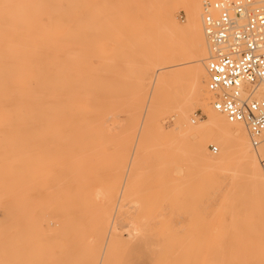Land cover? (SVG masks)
<instances>
[{"label":"rangeland","instance_id":"1","mask_svg":"<svg viewBox=\"0 0 264 264\" xmlns=\"http://www.w3.org/2000/svg\"><path fill=\"white\" fill-rule=\"evenodd\" d=\"M136 1L0 0V264H99L98 238L114 212L122 239L104 264H264V190L242 160L233 154L218 166L208 158L219 144L208 142L209 156H200L164 136L192 92L186 74L125 182L148 128L135 119L149 92L146 72L164 52L165 6L180 25L188 21L178 0ZM206 103L213 109L209 93ZM208 114L196 106L189 119L201 124Z\"/></svg>","mask_w":264,"mask_h":264},{"label":"bare ground","instance_id":"2","mask_svg":"<svg viewBox=\"0 0 264 264\" xmlns=\"http://www.w3.org/2000/svg\"><path fill=\"white\" fill-rule=\"evenodd\" d=\"M178 1L181 2L185 6V9H186L187 15H188V21L185 25H180L178 23V21L176 20L175 11L173 10L172 4L170 5V7L165 6V8L163 10V11H165V25L162 28L163 32H161L162 31L161 26L163 24L160 25L157 21V23L160 26L159 29H161L158 31L157 35L160 33L161 35L159 34L158 36L162 37V33H164V37H165L164 46L162 44H159L160 47L162 46L164 48V52L160 56L161 62L159 64H158V62H156L155 64L152 62L154 65H156V68L154 70L149 69L146 72V76L144 78L145 83L148 84L147 86L149 88V92L146 96L145 102H143L144 105H143L142 111H140L138 116H136L135 126L137 128V126L141 125V123L143 121L145 124L144 126L148 125V128H146L144 130L142 140L136 141L137 142L135 145L136 151L134 150L133 154H131L130 162H129V165L127 168V171H128L127 177H126L127 179L125 180V182L128 181V175L131 174V171L137 170V167L140 164V161L142 159V150L144 149L145 140L148 139L149 134L151 133V130H152V128H149V126L153 122H155L160 111H162L164 109L166 111L173 110V107L170 106L171 105L170 94H171V92H175L176 88L178 87L179 80L186 74L190 78V86L192 88V92L190 91L189 94L185 93L182 96L181 101L179 100L180 103H179V105L175 111L174 116H173V118L175 120V127L173 129H171V131L168 134H164L165 138H170V137L175 138L176 137V138L186 140L188 143H190V146L193 149V152L200 155V156H203V155L207 156L208 155V152H207V143L208 142L219 144L221 146V153L216 157L208 158V160H210L211 162H213L214 164H216L218 166H223V165H225L226 162L228 163V159L231 155H233V154L237 155L240 158V160H242V162H243V166H244L246 174H248L250 176V178L252 179V181H254V182H252V184L254 183L256 187L258 186L264 190V146H260L257 148L254 147V145L251 144L252 141H250L251 138H249L250 135H249V132H247L248 129L244 123H240V122L232 123V122H230L227 119V117L224 114H222L221 112L217 111L213 107L212 104L211 105H212L213 109L210 108L206 103V95H207V93H209L211 95V93L208 89V72H207V64H208V60L210 58V46H209V42H208V38H207V35L205 32V26H204V4L207 1L208 2H215L217 0H212V1H209V0H178ZM146 2L147 1H145V3ZM259 2H260V6L264 8V0H259ZM137 4H139L138 0L136 1V5ZM147 4L148 3H146L144 5H147ZM141 5L143 6L141 11L145 8L146 10H144V11H146V13H147V9L149 11V7L144 6L143 2ZM150 13H151V11H149L147 13V15H150ZM64 15H66V14H63V16ZM60 16H62V14H60ZM56 17H57V15H56ZM56 17H54V18L56 19ZM65 17H67V16H65ZM64 18L62 17V20H64ZM149 18H150L149 20H151V15ZM76 19L77 18L75 17V20L74 19L73 20L76 21V23H77L78 19L77 20ZM52 20H53V18H52ZM70 20L73 21L72 19H70ZM80 20H82V19H80ZM66 21H69V19L64 20V22H66ZM152 21H153V17H152ZM82 22L83 21H81L79 23L81 24ZM84 24H86V22H84ZM156 24H155V26H156ZM158 24L156 27H158ZM84 26H86V25H84ZM84 26H83V28H84ZM85 28H87V26ZM127 29H128V27H127ZM132 30H134V29H132ZM151 30H153V29L151 28ZM127 31H129V30H127ZM154 32L156 33V31H154ZM124 35H125V33H124ZM129 37L130 36H128V38ZM148 38H149V36L146 38V40H148ZM72 39H73V37H72ZM185 39H188L187 42L190 40V43L188 45H186V43L183 42V40H185ZM135 41L138 42L137 40H135ZM150 42H151V40H150ZM158 43L159 42H157V44ZM64 44H66V43H64ZM52 45H54V43ZM117 45H119V44H117ZM122 47H123V45H122ZM52 48H53V46H52ZM75 48H73V49H75ZM81 48H82V46H81ZM129 48L130 47H128L127 49H129ZM163 48H161V49H163ZM127 49H126V51H127ZM156 49L157 48L155 47L154 51H156ZM64 50H67V49H64ZM75 50H77V49H75ZM134 50H133V52H134ZM50 52H49V54H50ZM153 52H151V53H153ZM51 53H53V50ZM71 53H73V52L71 51ZM79 53H81V51ZM53 54H56V52ZM54 57L52 59H54ZM71 57H72V55H71ZM49 58H50V56H49ZM79 58H81V57H79ZM156 58H154V59H156ZM151 59L154 61L153 58H151ZM54 61H56V60H54ZM73 61H74V59H73ZM186 64H190V67L187 69H182V70H176L175 69V70H172L170 72H166L168 69H171L174 67H179V66L186 65ZM148 65H150V64L148 63ZM145 66H147V65H145ZM52 69H53V67L49 70H52ZM58 71H60V70H58ZM65 72H67V70ZM81 72H82V70H81ZM55 74H57V73H55ZM73 74L76 76L75 73H73ZM204 79H206V80L204 81ZM205 82H207V83H205ZM47 83H48V81H47ZM64 94H66V92L63 93L62 95H64ZM80 95H82V94H80ZM64 96H63V98H64ZM73 97L76 98L75 96H72V98ZM92 99H95V98L91 97V100ZM109 99H111V98H109ZM47 100H49V99H47ZM64 100H62V101H64ZM100 100H102V99H100ZM104 100H105V98H104ZM53 101H55V100H53ZM74 101H75V99L73 100V102ZM83 101H84V99H83ZM102 105H103V103H102ZM196 106L205 107L206 110L209 112V114H208V118L204 122H202L201 124L193 125L191 123V120L189 119V114L194 110V108ZM120 109H122V111H123V108H120ZM122 111L120 113H122ZM110 115H112V114H110ZM197 116H198V114H196V117ZM77 117L78 116H76V118ZM79 117H80V115H79ZM84 117H86V116H83V118ZM62 118H64V117H62ZM80 118H78V119H80ZM95 118H98V117H95ZM99 118H101V117H99ZM58 119H56V121ZM41 122H42V120H41ZM52 122H53V120H52ZM96 126H97V124H96ZM156 126H158L159 133H163L162 126H160L158 124ZM132 128L133 127H131V129ZM139 128H140V126H139ZM137 139H139V138H137ZM54 148H52V149H54ZM218 151H219V148H218ZM205 161H207V160H205ZM207 162H209V161H207ZM124 171H125V169H124ZM118 172L119 171H117V173ZM131 175H133V174H131ZM123 189H124V186H123ZM136 203L137 202H135V205H136ZM136 206H138V205H136ZM25 208H27V207H25ZM118 208H119V206H118ZM102 217L104 218V215ZM117 217H118L117 214L114 212V213H111L108 216V218H106V224H107L108 230H106L107 231L106 235L104 233V235L102 237L100 235L98 238L99 243L102 245L104 244L102 246L103 255H101L100 259H98L99 264H100V262H101V264H104V260H105V257L107 256V253L110 257L111 252L117 246V244L118 245L120 244V239H122L120 234H119L120 229L116 225L118 223ZM103 228H104V223L102 222L101 223V229H103ZM96 229H97V227H96ZM97 232H99V231H97ZM135 233H136V231H135ZM95 252H97V251H95ZM97 256L99 258V253H98V255H97V253H95V259L96 260H97Z\"/></svg>","mask_w":264,"mask_h":264},{"label":"built area","instance_id":"3","mask_svg":"<svg viewBox=\"0 0 264 264\" xmlns=\"http://www.w3.org/2000/svg\"><path fill=\"white\" fill-rule=\"evenodd\" d=\"M204 26L213 107L244 123L254 147L264 146V8L259 0L207 1Z\"/></svg>","mask_w":264,"mask_h":264}]
</instances>
